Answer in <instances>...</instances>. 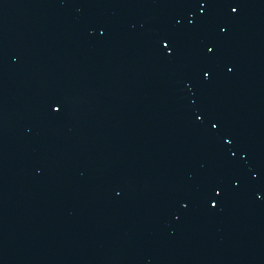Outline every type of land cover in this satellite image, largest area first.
Here are the masks:
<instances>
[{"label":"water","instance_id":"1","mask_svg":"<svg viewBox=\"0 0 264 264\" xmlns=\"http://www.w3.org/2000/svg\"><path fill=\"white\" fill-rule=\"evenodd\" d=\"M0 264H264V0H0Z\"/></svg>","mask_w":264,"mask_h":264}]
</instances>
